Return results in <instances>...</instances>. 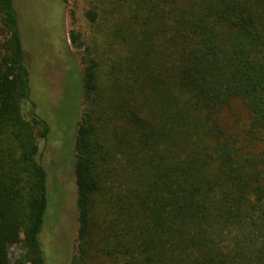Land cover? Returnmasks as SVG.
<instances>
[{"label":"trees","instance_id":"obj_1","mask_svg":"<svg viewBox=\"0 0 264 264\" xmlns=\"http://www.w3.org/2000/svg\"><path fill=\"white\" fill-rule=\"evenodd\" d=\"M87 18L71 264H264V0H95ZM31 93L0 0V264L14 245L45 264L51 131Z\"/></svg>","mask_w":264,"mask_h":264},{"label":"rangeland","instance_id":"obj_2","mask_svg":"<svg viewBox=\"0 0 264 264\" xmlns=\"http://www.w3.org/2000/svg\"><path fill=\"white\" fill-rule=\"evenodd\" d=\"M95 0H14L31 73V100L38 116L50 127L48 142L40 141L48 173L49 206L40 240L45 264H71L75 253L78 212L74 173L75 139L81 118L84 88L81 57L91 39L101 41L99 27L87 12ZM80 36L79 49L69 41ZM243 133L249 119L236 103L232 116ZM23 254L10 248L12 264ZM32 264V263H29Z\"/></svg>","mask_w":264,"mask_h":264}]
</instances>
